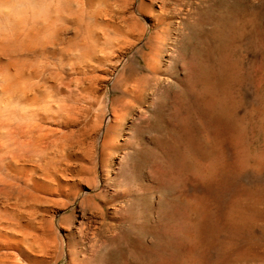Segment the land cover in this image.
<instances>
[{
    "label": "bare ground",
    "instance_id": "6f19581e",
    "mask_svg": "<svg viewBox=\"0 0 264 264\" xmlns=\"http://www.w3.org/2000/svg\"><path fill=\"white\" fill-rule=\"evenodd\" d=\"M169 1L0 0V264L94 261L92 216L128 192L116 156L140 150L126 120L158 103L134 76L174 65Z\"/></svg>",
    "mask_w": 264,
    "mask_h": 264
},
{
    "label": "rangeland",
    "instance_id": "374dc122",
    "mask_svg": "<svg viewBox=\"0 0 264 264\" xmlns=\"http://www.w3.org/2000/svg\"><path fill=\"white\" fill-rule=\"evenodd\" d=\"M169 2L174 65L154 88L134 76L158 103L126 120L140 150L116 156L128 192L92 216L91 264H264V0Z\"/></svg>",
    "mask_w": 264,
    "mask_h": 264
}]
</instances>
